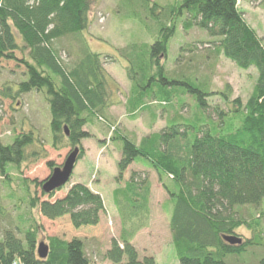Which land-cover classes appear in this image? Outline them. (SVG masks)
<instances>
[{
	"label": "trees",
	"instance_id": "obj_1",
	"mask_svg": "<svg viewBox=\"0 0 264 264\" xmlns=\"http://www.w3.org/2000/svg\"><path fill=\"white\" fill-rule=\"evenodd\" d=\"M239 1L184 0L169 9L172 16H181L180 22L171 17V22L159 28L161 37L150 49L139 43L122 48V54L128 58L126 69L131 81H147L135 88L137 95L153 92L152 87L160 90L159 83L172 82L161 60L168 56V42L180 26L185 32L196 26L204 29L218 37L207 42L214 44L208 51L223 55L241 69L258 70L247 102L243 105L239 97L231 101L234 110L244 112V119L239 128L227 135L212 134L208 126H200L192 127L196 130L192 138L188 131L191 127L175 124L137 143L118 128L114 131L113 138L119 141L122 153L118 179L141 157L159 174L170 196L173 208L169 225L180 264H264V41L246 19ZM148 2L152 11L162 8L155 0L134 3L145 7ZM90 7L91 0H0V62L13 61L24 68L17 95L32 91L46 95L52 145L60 148L68 141L73 149L79 147L78 160L85 153L81 141L91 136L85 126L107 120L110 106V76L104 66L105 57L86 49L81 51L84 32L91 26ZM162 12L158 13L160 17ZM64 38L80 43L78 54L70 63L63 60L57 47ZM188 87L207 111V98L212 92ZM220 93L230 102L229 85ZM4 96L15 98L8 93ZM216 111L220 121L225 111ZM34 132H22L9 141L0 138L3 182L9 186L11 179L18 180L25 195L23 200L31 208L38 207L42 215L52 220L67 217L74 232L97 227L106 211L105 202L87 184H73L62 198L40 200L32 195L31 183L26 178L10 176L29 157L38 154L28 149L36 141ZM146 176V172H132L125 188L114 193L122 233L119 239H112L105 254L112 264H157L151 256L140 260L133 244L136 234L150 221ZM54 194L55 191L48 196ZM43 195L47 193L43 191ZM241 229L250 235L240 233ZM41 230L32 220L22 228H5L0 237V264L86 263L77 240L66 236L49 237L48 256L41 259L37 252ZM226 237H236L241 242L231 243ZM82 253L86 257L84 250Z\"/></svg>",
	"mask_w": 264,
	"mask_h": 264
},
{
	"label": "rangeland",
	"instance_id": "obj_2",
	"mask_svg": "<svg viewBox=\"0 0 264 264\" xmlns=\"http://www.w3.org/2000/svg\"><path fill=\"white\" fill-rule=\"evenodd\" d=\"M155 1L162 8L152 11L149 2L144 7L134 3L135 0H91V26L84 32L85 41L81 51L86 49L105 57L104 66L110 76L108 119L85 126L91 135L81 141L85 153L77 161L70 181L57 189L52 197L47 192V195H43L44 182L51 176L53 167L64 164L73 147L68 141L60 148L52 145L51 113L46 95L38 91L17 95L19 83L24 80V68L13 61L0 62V138L9 141L15 135L33 130L36 141L28 149L38 152L23 162L17 172L12 171L10 176L26 178L31 183L32 195L40 200L62 198L73 184L81 182L100 193L106 207L97 227H83V230L90 229L74 232L67 217L54 220L45 217L38 207L31 208L26 199L23 200L25 195L18 180L11 179V186H8L0 176V237L5 228H22L32 220L42 229L38 244H47L51 236H66L69 240H77L85 264H112L105 254L112 239H119L122 233L114 193L117 189L125 188L132 172H146L145 180L150 187V221L146 228L136 234L133 244L140 260L151 256L157 264H180L169 225L173 208L170 196L159 174L144 164L141 157L126 170L121 180L118 179V162L122 153L119 141L113 138L114 131L118 128L137 143L149 134L175 124L191 127L188 131L192 138L196 131L192 127L198 129L200 126H208L212 134L227 135L239 128L244 119V112L234 110L235 104L231 101L239 97L243 105L247 102L256 84L258 70L255 67L241 69L223 55L208 51L214 44L207 42L216 41L218 37L211 36L204 29L196 26L185 32L180 26L168 42V56L161 60L166 67V76L172 82L159 83L160 90L152 87L153 92L137 95L135 88L139 89L147 81L136 82L137 85L131 81L126 69V66L129 67L128 58L122 54V48L139 43L150 49L157 37H161L159 28L171 22V17L175 22H180V15L172 16L169 12L184 0ZM239 5L264 41V0H240ZM158 11H164L161 17ZM79 44V41L70 38L58 41L57 47L63 60L72 62L78 54ZM106 55L112 58H106ZM228 85L232 90L230 102L220 93L226 91ZM188 86L212 92L207 98V111L200 106L197 94ZM4 93L12 94L15 98L5 97ZM216 108L225 111L221 116L222 121H218L219 111L217 113ZM240 231L250 235L244 229Z\"/></svg>",
	"mask_w": 264,
	"mask_h": 264
},
{
	"label": "water",
	"instance_id": "obj_3",
	"mask_svg": "<svg viewBox=\"0 0 264 264\" xmlns=\"http://www.w3.org/2000/svg\"><path fill=\"white\" fill-rule=\"evenodd\" d=\"M80 154L79 147L73 149L69 155L67 156L64 164L62 166L56 167L51 176L45 180L44 182V190L47 193H51L56 191L57 189L65 186L71 179L74 168L78 161V157ZM226 240L231 243L241 242L240 239L236 237H226ZM38 255L41 259H46L49 253V246L45 242H40L38 244Z\"/></svg>",
	"mask_w": 264,
	"mask_h": 264
},
{
	"label": "built area",
	"instance_id": "obj_4",
	"mask_svg": "<svg viewBox=\"0 0 264 264\" xmlns=\"http://www.w3.org/2000/svg\"><path fill=\"white\" fill-rule=\"evenodd\" d=\"M15 264H18L17 262H15Z\"/></svg>",
	"mask_w": 264,
	"mask_h": 264
}]
</instances>
